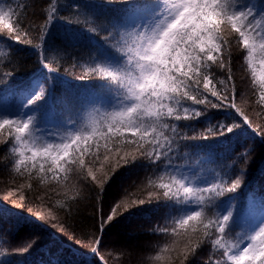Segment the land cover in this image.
<instances>
[{
	"label": "snow or ice",
	"instance_id": "obj_1",
	"mask_svg": "<svg viewBox=\"0 0 264 264\" xmlns=\"http://www.w3.org/2000/svg\"><path fill=\"white\" fill-rule=\"evenodd\" d=\"M12 2L0 0V32L33 53L38 50L40 63L48 69L44 51L50 26L64 19L55 0L39 26L25 23L27 4L13 7ZM72 7L74 15L82 17L76 22L89 35L66 28L60 37L62 47L53 51L67 52L86 40L95 51L89 73L102 81L101 90L87 106L81 105L82 116L64 121L45 105L47 92L41 82L26 87L27 99L19 109H0V145L10 147L13 157L3 166L41 185L55 184L67 200L89 189L101 202L121 168H144L150 176L146 197L117 204L106 221L102 217L93 254L99 251L103 230L117 216L152 206L162 223L151 231L174 238L173 246L166 244L161 252H178L179 264H189L209 243L217 250L210 256H219L215 264H264V214L241 222L236 233L238 220L232 208L219 211L222 198L240 187V175L226 172L208 179L198 171L203 161L194 162L183 151L189 141L225 138L247 129L251 139L264 140V125L253 126L236 102L232 41L227 39L231 36L243 54L252 95L264 105V0H101ZM101 14L105 18L97 23ZM32 32L37 36L31 37ZM101 33L102 41L96 40ZM213 110L224 113L222 121ZM193 122L211 126L197 133ZM250 150L244 148L239 157L246 159ZM25 187L31 190L32 184H20L8 193L24 202L17 207L26 206ZM60 206L70 210L67 203ZM9 211L0 207V217ZM18 217V229L45 218L43 212L31 211ZM35 243L33 238L12 252L27 253ZM207 264H212L211 258Z\"/></svg>",
	"mask_w": 264,
	"mask_h": 264
},
{
	"label": "trees",
	"instance_id": "obj_2",
	"mask_svg": "<svg viewBox=\"0 0 264 264\" xmlns=\"http://www.w3.org/2000/svg\"><path fill=\"white\" fill-rule=\"evenodd\" d=\"M9 2L11 0H4L5 4ZM100 2L101 0H55L59 15L64 19L55 20L50 26L51 35L44 51L48 69L40 63L38 50L33 53L29 46L20 45L10 40L6 32H0V103L3 108L15 112L27 99L24 89L37 81L46 89L45 105L55 112L58 120L68 121L83 115L81 105L87 106V101L92 100L101 90L102 81L89 73L93 66L90 56H95V51L87 45L86 40L78 48L67 52L56 53L53 49L62 47L60 37L66 28L82 33L85 37L89 35L82 24L76 22L82 17L74 15L72 6ZM17 3L28 5L25 23L34 22L39 26L44 24L47 9L53 0H15L12 6L16 7ZM104 18L103 14L99 15L97 23L103 22ZM30 36L36 37L37 33L32 32ZM102 37L103 33L95 39L102 41ZM227 39L232 41L229 51L236 77V102L252 120L253 126L259 127L264 125V105L257 103V97L252 95L250 77L242 67L245 63L243 54L236 48L231 36ZM35 42L38 40H34ZM9 71L14 73L11 77L7 75ZM213 114L217 120H223L222 111L213 110ZM228 122L231 123V120ZM212 123L216 121L213 120ZM193 126L200 133L211 125L207 122H193ZM250 136L251 129H247L243 134L228 135L225 138L189 141L188 146L183 149L190 153L194 162L203 161L198 171L208 179L213 175L223 176L226 172L240 175V187L235 192L226 194L220 207L231 204L238 220L234 227L236 233L241 231V222L252 220L264 209V140L259 136L253 140ZM244 148L251 149L246 159L238 155ZM12 158L10 147L0 145V207L10 210L0 217V252L5 254L0 256V261L5 264H179L178 252H161L166 244L173 246L174 238L163 237L151 231L158 222L162 223L159 213L152 206L141 210L129 209L122 217L117 216L111 226L103 230L99 251L92 253V249L97 247L96 239L101 236L102 217L106 221L107 215L111 214V209L117 204L130 202L141 195L146 197V185L150 176L144 168H121L106 186L102 202L89 189H83L75 200H67L64 190L55 184L41 185L35 179H28L27 175L17 176L10 166L4 167L3 162ZM20 184H32L31 190L27 187L24 189L28 200L23 208L17 207L24 203L18 196L8 197V193L15 192ZM62 203L70 205V210L68 207L61 208ZM30 211L43 212L44 220H37L34 224L18 229V214L28 216ZM33 238L36 243L27 253L12 252L13 248L22 246ZM216 251L209 243L200 249L189 264H207L210 258L212 264H215L219 256H210V253ZM157 255L164 259L156 260Z\"/></svg>",
	"mask_w": 264,
	"mask_h": 264
},
{
	"label": "rangeland",
	"instance_id": "obj_3",
	"mask_svg": "<svg viewBox=\"0 0 264 264\" xmlns=\"http://www.w3.org/2000/svg\"><path fill=\"white\" fill-rule=\"evenodd\" d=\"M35 82H37V81H34V83ZM36 91L39 92V88H37ZM24 103L25 102H22L21 105H23ZM21 105L18 107V109L21 107ZM0 109H7V108H3L1 103H0ZM8 110H10V109L8 108ZM24 111H28V109H24ZM229 207L232 208L231 204L225 205L224 207L220 208L219 211L226 212V209H228ZM232 210H233V208H232ZM261 214H264V209L256 217L260 216Z\"/></svg>",
	"mask_w": 264,
	"mask_h": 264
}]
</instances>
